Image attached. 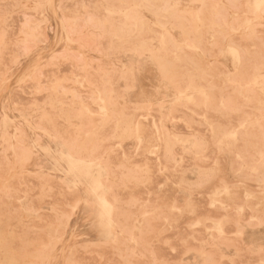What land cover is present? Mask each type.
Instances as JSON below:
<instances>
[{"label":"rangeland","instance_id":"obj_1","mask_svg":"<svg viewBox=\"0 0 264 264\" xmlns=\"http://www.w3.org/2000/svg\"><path fill=\"white\" fill-rule=\"evenodd\" d=\"M262 5L0 0V264H264Z\"/></svg>","mask_w":264,"mask_h":264},{"label":"bare ground","instance_id":"obj_2","mask_svg":"<svg viewBox=\"0 0 264 264\" xmlns=\"http://www.w3.org/2000/svg\"><path fill=\"white\" fill-rule=\"evenodd\" d=\"M262 6H264V5H262ZM255 8H256V7H255ZM258 8H259V7L257 6V9H258ZM252 10H253V9H252ZM255 15H256V14H255ZM256 16H257V15H256ZM248 19H249V18H248ZM250 22H251V21H250ZM239 25H241V24H239ZM248 30H249V29H248ZM248 33H249V32H248ZM227 46H229V45H227ZM154 47H155V46H154ZM231 47H232V46H230V49H231ZM233 47H234V46H233ZM163 48H164V47H163ZM234 48L236 49L237 47H234ZM164 49H165V48H164ZM237 50H239V49H237ZM232 51H233V50H232ZM165 53H166V52H165ZM238 53L240 54V51H239ZM232 54H233V53H232ZM163 55H164V54H163ZM159 57H160V54H159ZM181 57H182V56H181ZM181 57H179V59H181ZM261 57H262V56H261ZM165 58H167V56H166ZM182 58H183V57H182ZM248 58H249V57H248ZM162 59H163V57H162ZM260 59H261V58H260ZM163 60H165V59H163ZM262 60H263V59H262ZM181 61H182V60H181ZM260 61H261V60H260ZM263 61H264V60H263ZM248 62H249V63H248ZM248 62H247L248 65L251 64L250 61H248ZM165 63H168V62L166 61ZM243 63H244V62H243ZM247 63H246V65H247ZM262 63H263V62H262ZM239 64H240V63H239ZM127 65H129V64H127ZM241 65H242V64H241ZM171 66H172V65H171ZM173 66H174V65H173ZM175 66H176V65H175ZM250 66H251V65H250ZM239 67H240V65H239ZM242 67H243V66H242ZM244 67H245V66H244ZM247 67H249V66H247ZM261 67H262V66H261ZM174 68H175V67H174ZM174 68H172V69H174ZM237 68H238V67H237ZM256 68H257V67H256ZM262 69H263V67H262ZM262 69H261V70H262ZM167 70H168V69H167ZM240 70L242 71V69L239 68V71H240ZM247 70H248V69H247ZM157 71H158V70H157ZM239 71H237V72H239ZM245 71H246V70H245ZM263 71H264V70H263ZM168 72H169V70H168ZM168 72H167V73H168ZM234 74H235V72H234ZM237 75H238V74H237ZM240 75H241V74H240ZM244 75H245V73H244ZM246 76H247V75H246ZM260 76H261V74H260ZM233 77H234V76H233ZM233 77H232V78H233ZM236 77H237V76H236ZM254 77H255V76H254ZM262 77H263V76H262ZM248 78H249V76H248ZM233 79H234V78H233ZM239 79H240V78H239ZM252 79H253V77H252ZM255 79H256V78H255ZM255 79H254V80H255ZM263 79H264V78H262V81L264 82ZM230 80H231V79H230ZM240 80H241V79H240ZM234 81H235V80H234ZM251 81H252V80H251ZM255 82H256V81H255ZM255 82H254V84H255ZM263 82H262V84H263ZM260 83H261V81H260ZM254 84H253V85H254ZM256 85L258 86V84H256ZM263 85H264V84H263ZM260 88H262V87H260ZM166 90H167V89H166ZM174 93H175V92H174ZM172 95H173V94H172ZM234 95H235V94H234ZM258 95H259V94H258ZM228 96H229V95H228ZM236 98H237V97H236ZM236 98H234V100H235ZM260 98H261V97H260ZM263 98H264V97H263ZM167 99H168V98H167ZM160 101H161V100H160ZM256 101H257V100H256ZM261 101H262V98H261ZM231 102H232V101H231ZM257 102H260V101H257ZM229 104H230V103H229ZM234 104H235V103H234ZM260 104H261V102H260ZM232 105H233V104H232ZM225 106H226V105H225ZM261 106H262V104H261ZM263 106H264V104H263ZM227 107H228V105H227ZM230 107H231V106H230ZM258 107H260V106H258ZM12 120H13V119H12ZM33 142H34V141H33ZM62 145H63V144H62ZM43 148H44V147H43ZM55 149H56V148H55ZM45 151H46V150H45ZM62 151H63V150H62ZM54 152H55V151H54ZM67 152H68V151H67ZM62 153H63V152H62ZM62 153L60 152V154H62ZM67 154H68V153H67ZM62 155H63V154H62ZM62 155H61V157H62ZM69 155H70V154H69ZM64 156H65V155H64ZM66 157H67V156H66ZM70 158L72 159V157L69 156V159H70ZM66 159H68V158H66ZM71 159H70L69 161L73 163L74 158H73V160H71ZM77 160L79 161L78 158H77ZM82 161H83V160H82ZM84 161H85V160H84ZM79 162H80V164L82 163L81 160H80ZM79 162H78V163H79ZM72 163H69V164L72 165ZM75 163L77 164L76 161H75ZM75 163H73V164H75ZM84 163H85V164H84ZM84 163H83L84 165L87 164L86 161H85ZM95 164H97V163L95 162ZM84 165H82V167H83ZM87 165H88V166H87V170H88L89 165H90V167H91V165H93V164L88 163ZM97 165H98V164H97ZM72 166H74L73 169H75L76 166H78V164H77L76 166H75V165H72ZM78 167H79V166H78ZM93 167H94V166H93ZM93 167H92V169H93ZM96 167H97V166H96ZM100 167H101V166H100ZM83 168H84V167H83ZM94 168H95V167H94ZM63 169H64V168H63ZM68 169H70V168H68ZM76 169H78V168H76ZM81 169H82V168H80L79 170H81ZM95 169H97V168H95ZM100 169H102V168H100ZM82 170H83V169H82ZM103 170H104V169H103ZM67 171H68V172H69V171L71 172V170H67ZM94 171H96V170H94ZM94 171H93V172H94ZM59 172H60V171H59ZM68 172H67V173H68ZM85 172H86V171H85ZM98 172H99V171H96V172H95V175H96ZM81 173H82V172H81ZM87 173H88V171L86 172V174H87ZM90 174H93V173H90ZM102 174H103V172H102ZM92 176H93L94 178L96 177V176H94V175H92ZM98 176H99V173H98ZM98 176L95 178L96 181L93 180V181H95V182L92 181V182H93L92 185H93L94 183L98 184V183H97V181H98V180H97ZM73 177H74V175H73ZM75 177H76V176H75ZM101 177H102V175H101ZM94 178H92V179H94ZM73 179H74V178H73ZM75 179H76V178H75ZM75 179H74V180H75ZM78 179H79V178H78ZM98 179H99V178H98ZM69 182H70V181H69ZM98 182H99V181H98ZM88 183H89V181H88ZM70 184H71V183H70ZM96 184H95V186H96ZM100 184H101V183H99V185H100ZM73 185H74V184H73ZM101 185H102V184H101ZM88 186H89V184H88ZM89 187H90V186H89ZM90 188H91V187H90ZM93 188H94V187H93ZM95 188H96V187H95ZM97 188H98V186H97ZM97 188H96V189H97ZM101 188H104V186H103V187L101 186ZM105 188H106V187H105ZM97 190H98V189H97ZM101 190H103V189H101ZM91 191H93V190H91ZM95 191H96V190H95ZM95 191H94V192H95ZM95 193H96V192H95ZM96 194H97V193H96ZM96 194H95V195H96ZM100 194H101V193H100ZM98 195H99V194H98ZM98 195H96V197H97ZM99 196H101V195H99ZM97 198H99V200H100V197H97ZM102 199H105V198H103V195L101 196V200H100V203L98 204V206L101 204ZM97 201H98V200H97ZM103 201H104V200H103ZM104 202H105V201H104ZM96 203H97V202H96ZM106 203H107V201H106ZM108 204H109V203H108ZM101 206H102V205H101ZM104 206H106V205H103L102 207H104ZM102 207H101V209H102ZM111 207H112V205H111ZM104 208H105V209H104ZM104 208H103V209H104V210H107L106 212L109 213V215H110V211H111L110 209H111V208L109 209V211H108V209H107V208H109V207L106 206V207H104ZM104 210H102V211L100 210V211H99V214H100V212L103 214ZM104 213H105V212H104ZM107 213H106V214H107ZM100 215H101V214H100ZM100 215H99V217H100ZM107 215H108V214H107ZM109 215H108V216H109ZM102 216H103V215H101L100 218L103 220ZM103 217H104V216H103ZM105 217H106V215H105ZM109 217H110V216H109ZM101 219H100V220H101ZM107 220H109V219L107 218ZM110 221L112 222V220H110ZM107 222L109 223V221H107ZM101 223H103V221H102ZM104 223H105V222H104ZM104 223H103V224H104ZM108 223H106V225H104V226L107 227V226H108V225H107ZM109 224L111 225V223H109ZM99 226H100V225H99ZM111 227H112V225H111L109 228H111ZM109 228H108V229H109ZM108 229H107V230H108ZM106 232H107V231L105 230V233H106ZM109 232H110V231H108V233H109ZM112 234H113V233H112ZM108 236H109V235H108Z\"/></svg>","mask_w":264,"mask_h":264}]
</instances>
